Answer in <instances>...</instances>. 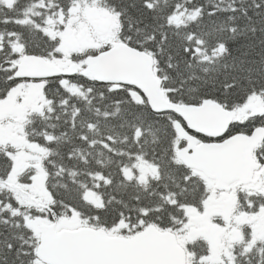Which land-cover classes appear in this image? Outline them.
I'll return each mask as SVG.
<instances>
[{"label":"snow or ice","instance_id":"obj_1","mask_svg":"<svg viewBox=\"0 0 264 264\" xmlns=\"http://www.w3.org/2000/svg\"><path fill=\"white\" fill-rule=\"evenodd\" d=\"M0 264H264V0H0Z\"/></svg>","mask_w":264,"mask_h":264}]
</instances>
